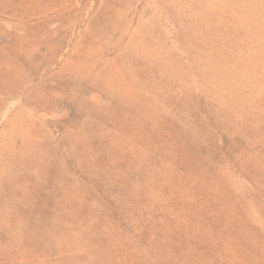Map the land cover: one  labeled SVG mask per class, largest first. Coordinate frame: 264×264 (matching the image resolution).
Returning <instances> with one entry per match:
<instances>
[{"label":"rangeland","instance_id":"rangeland-1","mask_svg":"<svg viewBox=\"0 0 264 264\" xmlns=\"http://www.w3.org/2000/svg\"><path fill=\"white\" fill-rule=\"evenodd\" d=\"M0 264H264V0H0Z\"/></svg>","mask_w":264,"mask_h":264}]
</instances>
